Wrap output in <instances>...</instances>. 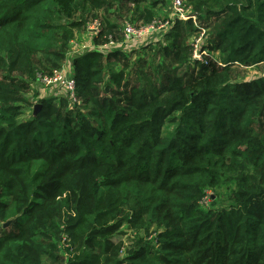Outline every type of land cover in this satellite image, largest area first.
Instances as JSON below:
<instances>
[{
  "label": "trees",
  "instance_id": "1",
  "mask_svg": "<svg viewBox=\"0 0 264 264\" xmlns=\"http://www.w3.org/2000/svg\"><path fill=\"white\" fill-rule=\"evenodd\" d=\"M185 1L205 62L184 43L192 22H175L173 69L131 85L126 65L102 63L126 56L86 53L76 102L41 101L22 122L31 84L60 69L91 13L147 26L160 0H0V264H264V78L238 81L264 64V0ZM98 22L95 45L121 38ZM124 226L139 236L121 257Z\"/></svg>",
  "mask_w": 264,
  "mask_h": 264
},
{
  "label": "rangeland",
  "instance_id": "2",
  "mask_svg": "<svg viewBox=\"0 0 264 264\" xmlns=\"http://www.w3.org/2000/svg\"><path fill=\"white\" fill-rule=\"evenodd\" d=\"M188 3V2H187ZM189 11H192L191 5L189 3L187 4ZM154 13V20H160V21H167L170 14H171V0H160V3L158 6L152 10ZM132 17L129 15L128 17H119L118 15H115L112 12L103 13L102 10L95 11L94 13H91L90 18H88L87 23L85 25H80L79 27L75 28L73 30V34L69 42H67V48H66V58L64 62L61 64V67L59 70L64 72V77L66 80L73 79L74 80V60L78 59L82 56H84L86 53L85 51H88V47L90 45H95L94 41L95 38L100 34L101 27L99 28L96 35L89 31V27L92 25L93 22L101 21L103 24L104 21L110 22L113 24H117L119 27V30L121 31L122 28L126 23H133L135 27H145L146 25H143L142 21L138 23L132 22ZM78 17L74 20V22L78 23ZM85 21V20H84ZM71 23V22H70ZM174 27V26H173ZM172 27V28H173ZM169 29L167 31H161L155 34H152L143 40L136 42L134 44H131L128 46L127 52L122 51V48L124 46H118V53L126 56L124 57L127 59V62L124 60L122 61H115L114 59L106 61L104 57H107V53L103 52V54H100L103 56L104 59H102L103 65L107 64V71L112 70L113 72H117L121 69H123V65H126L127 68H125V78L130 79L131 85L134 84V82L137 81V79L143 80L144 76L152 75V73L156 72L159 65H162L163 67H167V69H173L176 64L172 61L170 57H165L163 55V47L169 45L171 39L167 41L166 35L170 33L172 30ZM186 33V32H185ZM189 33V32H187ZM190 35V34H189ZM188 35V36H189ZM116 40L112 39V42L115 44H121L122 38H119L118 36H115ZM190 38L184 42L188 45V42H192L193 36H189ZM191 44V43H190ZM103 45V44H102ZM98 46V45H96ZM97 51V50H95ZM90 53V52H88ZM95 53V52H91ZM217 58V57H215ZM111 62V63H110ZM241 69V68H240ZM241 75L239 76V82L244 81H254L261 78H264V64L253 66L252 68L248 69H241ZM53 72L45 75H38V82L32 83L30 87V92L25 96L26 104L24 106V114L21 118L22 122H25L31 118V116L35 117L41 110L42 105L41 101H49L52 104L55 105V107H59L61 104V100L66 96L65 91L60 89L59 87H50L44 82L45 78H48L51 76ZM110 73V72H109ZM107 73L104 78V84L111 83L112 88L118 89V86L110 82L111 75ZM109 74V75H108ZM63 97V98H62ZM39 106V110L35 114V107ZM71 107V106H70ZM68 108V107H67ZM63 110H67L66 107H62ZM72 110V109H71ZM80 112L82 114L85 113V110L82 108L80 109ZM35 114V115H34ZM99 123V122H97ZM100 124V123H99ZM176 127V124L167 122L164 125V129L166 132L172 131ZM208 196L212 195V193H207ZM204 207L208 208L210 202L205 201ZM228 206V202L226 204ZM138 234L135 232L130 231L126 226H124L119 233L115 234L111 240L114 243L122 244L123 246V254H121V257H125V249L132 245L134 241L138 238ZM155 235H151L148 237V241L153 239Z\"/></svg>",
  "mask_w": 264,
  "mask_h": 264
},
{
  "label": "built area",
  "instance_id": "3",
  "mask_svg": "<svg viewBox=\"0 0 264 264\" xmlns=\"http://www.w3.org/2000/svg\"><path fill=\"white\" fill-rule=\"evenodd\" d=\"M189 9L190 8H188L185 0H171V14L167 21L153 20L149 25L141 28L135 27V25H133V23L131 22L126 23L122 28V30L120 31L122 38L121 44H115L114 42H112V39H110L108 43L103 45H98V46L90 45L87 48L88 51H85V53L95 52L97 54H103V52H106L108 55L111 53L118 52V49L121 48H117V47L120 45L124 46V48H122V51L127 52L128 46H130L131 44L139 42L152 34L161 31H167L173 27L175 22L191 21L194 28L197 30V33L190 44L191 59L193 61L203 63L205 62V59L208 58L210 55L206 50L202 49L203 46H205L207 29L204 27L203 24H201V22H199L197 16L193 15L189 11ZM99 28H100V23L98 21L97 22L95 21L89 27V31L96 35ZM64 74L65 73L61 71H53L51 76L44 79V82L50 87H59L60 89L65 91L66 96H64V99H66L70 103H75L76 102L75 81L73 79L66 80Z\"/></svg>",
  "mask_w": 264,
  "mask_h": 264
},
{
  "label": "water",
  "instance_id": "4",
  "mask_svg": "<svg viewBox=\"0 0 264 264\" xmlns=\"http://www.w3.org/2000/svg\"><path fill=\"white\" fill-rule=\"evenodd\" d=\"M39 108H40L39 106L35 107V114L37 113V111L39 110ZM35 114H34V115H35ZM10 225H11V222H8V223H6V224L3 226V228L6 229V228L9 227Z\"/></svg>",
  "mask_w": 264,
  "mask_h": 264
}]
</instances>
